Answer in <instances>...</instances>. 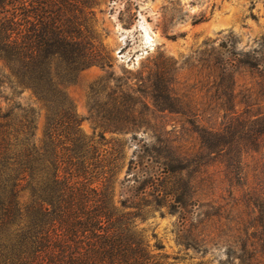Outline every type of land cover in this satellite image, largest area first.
Masks as SVG:
<instances>
[{"label": "rangeland", "instance_id": "1", "mask_svg": "<svg viewBox=\"0 0 264 264\" xmlns=\"http://www.w3.org/2000/svg\"><path fill=\"white\" fill-rule=\"evenodd\" d=\"M91 11L107 59L64 91L80 134L115 160V206H139L133 223L167 264H264V0ZM3 91L36 113L41 139L42 105Z\"/></svg>", "mask_w": 264, "mask_h": 264}, {"label": "trees", "instance_id": "2", "mask_svg": "<svg viewBox=\"0 0 264 264\" xmlns=\"http://www.w3.org/2000/svg\"><path fill=\"white\" fill-rule=\"evenodd\" d=\"M92 5L0 0V264H167L133 223L139 206L113 203L115 160L80 134L65 95L107 59ZM5 88L30 91L45 109L41 139L36 113L1 96Z\"/></svg>", "mask_w": 264, "mask_h": 264}]
</instances>
